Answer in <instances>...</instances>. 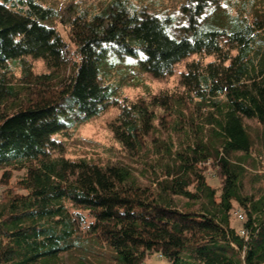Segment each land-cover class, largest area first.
Wrapping results in <instances>:
<instances>
[{"label": "trees", "instance_id": "obj_1", "mask_svg": "<svg viewBox=\"0 0 264 264\" xmlns=\"http://www.w3.org/2000/svg\"><path fill=\"white\" fill-rule=\"evenodd\" d=\"M182 11L172 26L111 0L63 22L65 39L46 23L56 12L0 0V264H264V174L257 195L244 190L264 163V0H187ZM108 55L156 79L192 55L214 60L130 101L101 78ZM28 58L50 69L34 75ZM110 105L130 164L67 158L62 137Z\"/></svg>", "mask_w": 264, "mask_h": 264}, {"label": "rangeland", "instance_id": "obj_2", "mask_svg": "<svg viewBox=\"0 0 264 264\" xmlns=\"http://www.w3.org/2000/svg\"><path fill=\"white\" fill-rule=\"evenodd\" d=\"M44 8L56 12L55 18L46 22L50 27L54 28L63 38H66V28L63 24L68 18H73L80 11L87 12L88 15L101 12L109 5L111 0H36ZM138 10H142L147 14H155L158 16L172 17V26L181 23L184 20L182 8L187 4V0H128ZM178 26V25H177ZM201 60L204 63L213 61V57H204L192 55L181 62L174 65L170 75L156 79L143 71L138 59L131 57H117L108 55L106 62L101 65L100 73L102 80L110 84L112 98L121 100L126 98L130 101H136L147 94H158L161 91L174 90L179 86L181 75L185 72L187 64ZM27 61L31 65L34 75L46 73L50 68L41 60H33L28 58ZM16 77L20 76V71L16 70ZM120 105H110L108 109L100 117L86 124L80 125L66 136L62 137V143L65 148V156L67 158H86L95 162L105 164H123L128 165L130 161L125 153L121 151L118 144L111 133V124L121 114ZM245 125L249 131L256 130V124L252 121H245ZM61 139V138H60ZM255 157V155L253 156ZM207 181L213 188H219V181L213 176L211 171H207ZM247 178L244 180V190L246 193L257 195L261 183H256L253 176L264 174V163H260L254 170L249 169ZM258 182H261L258 181ZM1 190V187H0ZM237 210V209H236ZM241 219L232 218L231 224L235 228L241 225ZM144 264H168L165 260L156 256L148 258Z\"/></svg>", "mask_w": 264, "mask_h": 264}, {"label": "built area", "instance_id": "obj_3", "mask_svg": "<svg viewBox=\"0 0 264 264\" xmlns=\"http://www.w3.org/2000/svg\"><path fill=\"white\" fill-rule=\"evenodd\" d=\"M235 215L237 216V218L242 219V216L240 215V213L236 212Z\"/></svg>", "mask_w": 264, "mask_h": 264}]
</instances>
